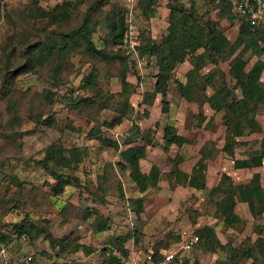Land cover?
<instances>
[{"label": "rangeland", "instance_id": "1", "mask_svg": "<svg viewBox=\"0 0 264 264\" xmlns=\"http://www.w3.org/2000/svg\"><path fill=\"white\" fill-rule=\"evenodd\" d=\"M181 2L193 6L205 20L218 22L231 42L238 38L239 18L220 20L212 0ZM154 8L155 16L148 19L140 0H105L99 5L97 0H0V230L11 235L6 245L12 257L34 255L35 264H121L116 238L131 236L124 246L146 252L173 247L184 230L203 236L208 227L215 229L219 243L212 247L204 241L197 247L193 253L197 264H264L257 246L264 240V213H259L263 206L257 205L253 214L237 194L235 218L219 215L228 188L253 180L264 190V164L235 167L234 158L223 150L225 113L209 105L224 84L242 96L230 74L235 56L246 60L248 68L259 58L252 50L241 53L242 47L218 68L207 62L202 72L217 71L215 84L197 90L191 99L180 95L178 82L186 81L192 64L178 65L165 113L163 97L155 91V59L139 68L113 44L109 33L111 22L124 16L140 40L161 42L169 34L170 1L159 0ZM86 15L91 18L93 42L110 53L109 60L91 54L83 42L61 50L60 36L79 26ZM40 42L47 44L45 65L27 66ZM77 97L90 98L94 104L67 105L69 98ZM52 112L57 113L52 127L39 124ZM240 123L243 133L235 147L236 157L243 159L261 148L264 102ZM168 126L185 137L183 145L165 147ZM53 146L80 148L84 153L71 167L51 162L67 175L61 191L58 180L42 166ZM130 146L147 150L140 163L144 173L153 166L160 170L158 185L146 192L132 181L129 169L119 166L125 161L122 152ZM179 157L180 169L188 174L204 168L200 177L206 180L205 189L176 182L171 172ZM25 218L48 233L37 239L18 235L14 226ZM250 248L256 259L243 257Z\"/></svg>", "mask_w": 264, "mask_h": 264}, {"label": "trees", "instance_id": "2", "mask_svg": "<svg viewBox=\"0 0 264 264\" xmlns=\"http://www.w3.org/2000/svg\"><path fill=\"white\" fill-rule=\"evenodd\" d=\"M105 0H97V4H103ZM159 0H140V7L146 18H152L155 16L154 5ZM171 15L169 19V34L166 35L161 42H155L148 39L146 41L140 40L141 44L137 48L138 53L142 58L155 59L158 67V73L156 74L155 91L162 95L165 105L163 110L168 113V90L170 82L173 79V73L175 68L186 62L192 64V68L186 73V81L178 82V90L182 97L191 99L197 90L210 86L213 88L217 79V71L213 70L208 74H203L202 69L206 67V64H211L218 68L219 64L223 61H228L231 57L235 56L241 49V53L245 51H253L259 58L258 61L250 68H248V62L242 58L235 56L232 61V67L230 68V74L233 80L236 82V88L241 90V97L237 96L236 90L231 89L228 84H224L221 88L216 90L209 99L210 109L215 112H224V122L227 126V135L225 145L223 146L224 152L234 158L235 167L237 169H248L253 167H262L264 164V139L261 143L260 150L254 155H250L246 158L236 157V145L238 144V136L243 132L240 121L245 117L254 114L256 108L264 102V60L261 57L264 55V26L252 29L248 23L234 12L235 0H212L215 9L218 11L217 17L220 20L233 21L236 17L239 18L242 29L238 38L231 42L226 34L219 30L218 22H214L211 18L205 20L203 16H198L193 6H187L182 4V0H169ZM174 3V4H173ZM91 18L86 15L79 26L73 28L60 36V42L63 43L61 50H67L72 44L83 42L87 50L95 55L97 58L108 59L110 53L106 49H98L93 42V35L91 34ZM111 38L114 45H119L122 50L125 51L128 58H130L133 64L137 63L136 58L132 52L124 48V39L126 32L129 30L131 23L125 21L124 16H121L119 20L111 22ZM72 43V44H71ZM41 42L37 44V48L34 50L33 56L28 57L29 63L27 66H34L38 64L40 66L45 65L48 56L45 52L44 46ZM51 52V49H50ZM54 53V49H53ZM208 62V63H207ZM20 67V66H19ZM23 66H21L22 68ZM247 68V69H246ZM123 86H127V82L124 78ZM141 87V85H140ZM139 90H137V93ZM139 94V93H138ZM94 100L87 97L69 98L68 104L74 107L92 106ZM57 113L52 112L46 117L39 120V124L52 127L56 123ZM253 122V119H249ZM164 143L166 148H170L173 145L181 146L185 143V137L179 135L175 128L168 126L164 132ZM108 144L115 148H119L117 142L109 141ZM68 153L69 156H65ZM147 150L142 146H130L122 152L124 162H120L121 169L130 170V177L132 181L139 187L141 192H146L149 188L156 187L160 181V170L157 166H153L149 173H144L141 169V159L145 158ZM84 153L80 148L67 149L64 147L53 146L42 160V166L47 169L50 175L58 180L59 190H63L66 187L65 173L60 172L51 166V162L62 165V162H66L70 167L74 162L79 163L82 161ZM62 161V162H61ZM181 158L175 160V167L171 172V175L175 177L176 182L182 183L192 188L203 190L206 188V180L201 179V170L198 173H186L179 167ZM198 168H201L199 166ZM252 180L249 184H240L228 188L225 191V197L219 206L221 216H226L227 219L235 218L234 210L236 207L237 194L247 202L251 212L254 214L258 211L257 205H262L259 213H264V190L262 186H254ZM122 195L124 196L123 189ZM217 189H214L216 192ZM15 232L20 235H28L32 239H37L43 234L48 233L47 228L39 227L34 224L30 218H25L22 223L14 226ZM204 235L200 236V243L197 247H201L204 241L215 247L219 243V238L214 228H205ZM130 237L116 238L115 243L118 241L119 248L114 247L120 253L118 262L123 264L122 260L128 261L130 256V249L124 246L125 243L130 240ZM135 242V237L132 238ZM11 240L9 232L0 230V244H8ZM264 240H260L257 244L258 250L264 255ZM88 252H93L91 248H86ZM158 254V250H155ZM244 258H254V249L250 248L245 250L243 254ZM255 261V260H254ZM35 264V259L33 261Z\"/></svg>", "mask_w": 264, "mask_h": 264}, {"label": "built area", "instance_id": "3", "mask_svg": "<svg viewBox=\"0 0 264 264\" xmlns=\"http://www.w3.org/2000/svg\"><path fill=\"white\" fill-rule=\"evenodd\" d=\"M234 12L243 18L254 30L264 26V0H235ZM124 48L132 52L140 68L145 64L146 58L138 53L141 44L140 38L131 25L126 32ZM200 236L196 232L183 231L180 242L164 251L149 249L146 252L130 250L128 264H197L194 250L200 243ZM34 256L29 255L23 259L12 257L8 246L0 244V264H33Z\"/></svg>", "mask_w": 264, "mask_h": 264}, {"label": "crops", "instance_id": "4", "mask_svg": "<svg viewBox=\"0 0 264 264\" xmlns=\"http://www.w3.org/2000/svg\"><path fill=\"white\" fill-rule=\"evenodd\" d=\"M153 250H158V251H164L166 250L167 248H152ZM34 256V255H33ZM34 259H35V263H36V258L34 256Z\"/></svg>", "mask_w": 264, "mask_h": 264}]
</instances>
